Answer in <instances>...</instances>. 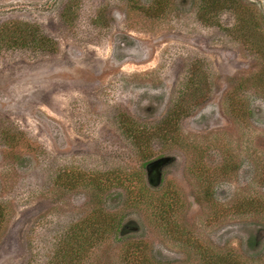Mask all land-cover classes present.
I'll return each mask as SVG.
<instances>
[{
	"label": "rangeland",
	"instance_id": "1",
	"mask_svg": "<svg viewBox=\"0 0 264 264\" xmlns=\"http://www.w3.org/2000/svg\"><path fill=\"white\" fill-rule=\"evenodd\" d=\"M237 3L0 0V264H264V0Z\"/></svg>",
	"mask_w": 264,
	"mask_h": 264
},
{
	"label": "trees",
	"instance_id": "2",
	"mask_svg": "<svg viewBox=\"0 0 264 264\" xmlns=\"http://www.w3.org/2000/svg\"><path fill=\"white\" fill-rule=\"evenodd\" d=\"M129 2H134L135 0H128ZM156 4H161L163 0H154ZM238 3L237 0H201L200 4V14L204 17H208L207 20H211L217 16L220 11L231 10V11H238ZM16 33V40L22 45H29L32 41L37 44V47L44 52L54 51V44L52 39L48 38L44 34H42L36 27L27 24L21 23L18 24L14 31ZM137 126V125H135ZM135 131L138 132L136 134V138H140V130L136 127ZM161 133L170 134L167 129L160 130ZM169 206V205H168ZM6 217V213L3 207L0 205V227L2 225L3 220ZM117 224L114 217H103L96 221L92 227L94 228V236L93 239L97 240L103 235H105L108 231L113 229V227ZM96 225V226H95ZM128 255L130 259L128 260L127 264H161L154 259L148 257L147 250L144 247L139 245H131L129 247ZM205 264H217L216 262L212 261L211 258ZM224 264H241L238 261H229L224 262Z\"/></svg>",
	"mask_w": 264,
	"mask_h": 264
},
{
	"label": "flooded vegetation",
	"instance_id": "3",
	"mask_svg": "<svg viewBox=\"0 0 264 264\" xmlns=\"http://www.w3.org/2000/svg\"><path fill=\"white\" fill-rule=\"evenodd\" d=\"M161 163H162V162H161ZM161 163L159 162V164H158V165H160ZM151 169H152V170H151V172H150V173H151V178H152V180H153V179H155V178H156V177H155V172H158V166H157V168H156V167H155V168H154V167H152Z\"/></svg>",
	"mask_w": 264,
	"mask_h": 264
},
{
	"label": "water",
	"instance_id": "4",
	"mask_svg": "<svg viewBox=\"0 0 264 264\" xmlns=\"http://www.w3.org/2000/svg\"><path fill=\"white\" fill-rule=\"evenodd\" d=\"M158 164H159V162L158 163H155L152 167H157L158 166ZM155 183H157V182H159V179H160V175L158 174V172H155Z\"/></svg>",
	"mask_w": 264,
	"mask_h": 264
}]
</instances>
